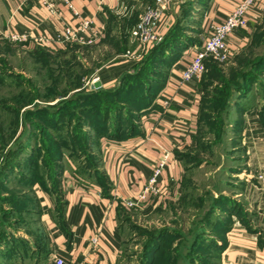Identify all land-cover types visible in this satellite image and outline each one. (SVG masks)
I'll return each instance as SVG.
<instances>
[{"label":"crops","instance_id":"obj_1","mask_svg":"<svg viewBox=\"0 0 264 264\" xmlns=\"http://www.w3.org/2000/svg\"><path fill=\"white\" fill-rule=\"evenodd\" d=\"M69 1L77 17L61 2L56 3L57 14L49 16L34 1L0 0V40L5 41L10 33L51 36L64 25L91 17L94 27L103 31L97 44L105 47L108 37L114 42L109 48L125 47L128 51L117 55L113 65L100 68L89 79L88 88L97 81L99 86L94 89L118 85L123 74L136 72L151 56L145 88L148 99L140 111L132 110L136 117L120 122L116 135L93 132L92 147L102 183L91 176L82 179L80 168L67 156L56 160L55 164L64 167L52 185L45 180L33 183L36 225L24 240L0 246V264H54V258L61 259L62 264H117L122 251L120 218L168 209L179 199L182 155L197 130L200 82L209 67L198 79L183 81L180 74L192 46L204 39L210 25L224 19L239 0H170L153 24L158 42L162 40L157 49L158 42L139 47L129 35L138 13L151 0ZM263 9L264 0L247 9V24L227 36L231 51L223 66L227 71L236 66L234 58L247 45L252 25ZM173 33L176 36L170 40ZM22 45L28 49L38 46L28 41ZM251 77L245 87L230 88L221 118V140L218 147L214 145V156H225L227 161L215 166V173L222 168L218 174L224 177L216 182L223 185L216 189L217 199L222 198L218 216L227 220L228 227L215 243L220 244L218 264H264V66L255 69ZM113 123L108 124V130ZM163 153L167 157L156 178L158 193L125 207L126 200L137 199ZM170 247L176 255L181 251L175 242ZM215 247L207 252L217 251Z\"/></svg>","mask_w":264,"mask_h":264},{"label":"rangeland","instance_id":"obj_2","mask_svg":"<svg viewBox=\"0 0 264 264\" xmlns=\"http://www.w3.org/2000/svg\"><path fill=\"white\" fill-rule=\"evenodd\" d=\"M109 40H104L108 44L105 47L96 41L63 46L55 52L40 45L28 49L0 40V246L24 240L36 225L30 187L34 182L42 184L45 180L52 185L56 181L64 167L52 165L58 155H71L82 179L91 176L101 180L89 118L101 108L111 114L126 105L117 97L119 84L88 88L89 79L100 68L113 65L117 55L128 51L125 47L109 48L114 45ZM249 42L237 56L239 61L264 53V13L252 25ZM225 61H215L213 76H206L202 84L197 130L182 158L185 170L180 177L181 196L168 209L120 218L122 251L117 264H143L155 245L168 247L174 242L181 248L175 261L184 264L188 261V245L191 248L199 242L204 251L206 240L211 239L208 244L219 242V225H226L227 220L218 216L216 189L223 185L216 182L224 177L218 174L222 168L215 173V166L227 161L225 156H214V145L218 147L221 140V118L229 90H238L243 83L240 79L233 82L231 71L223 67ZM140 69L141 65L136 72ZM8 157L11 162L6 164ZM208 261L218 264L215 256Z\"/></svg>","mask_w":264,"mask_h":264},{"label":"built area","instance_id":"obj_3","mask_svg":"<svg viewBox=\"0 0 264 264\" xmlns=\"http://www.w3.org/2000/svg\"><path fill=\"white\" fill-rule=\"evenodd\" d=\"M27 1V0H22ZM41 6L47 15L57 14L56 3L61 2L69 12L77 17V12L69 0H29ZM260 0H239L232 8L231 12L220 22L210 25L209 33L198 44L192 46V52L188 58L185 68L180 74V79L189 81L198 79L203 71V61L210 58L212 61L222 62L229 58L231 51L226 44L229 33L233 30L244 27L247 24V9L257 5ZM170 0H151L138 13L137 22L131 27L129 35L131 40L140 47L154 45L160 39L159 35L153 30V24ZM102 28L94 27L91 17L80 18L77 22L64 25L60 30L55 31L54 35L46 36L38 33L29 36L27 33L5 35V39L17 45H22L25 41L34 45H40L44 49L55 52L57 48L76 44L88 45L96 42L102 36ZM167 100L163 104H167ZM167 154L163 153L158 159L157 164L145 179L141 192L135 201L126 200V206H131L135 202H141L145 195H156L158 193L157 176L165 164ZM54 264H62V260L54 258Z\"/></svg>","mask_w":264,"mask_h":264},{"label":"trees","instance_id":"obj_4","mask_svg":"<svg viewBox=\"0 0 264 264\" xmlns=\"http://www.w3.org/2000/svg\"><path fill=\"white\" fill-rule=\"evenodd\" d=\"M262 13H264V9L262 10ZM137 18L135 22L133 23V25L137 22ZM175 36H176V33L171 34V36H169L170 40L171 38H174ZM252 39H251V42H252ZM249 41H250V36H249ZM249 41L246 47L248 46V44H250ZM160 43L162 44V40H160L157 43L156 49L159 48L158 45H160ZM196 43L198 44V42ZM240 53H242V51ZM238 58L239 57L237 56L234 58L236 61L237 69L233 67V69H231L230 76L233 79L234 83H236L237 79L242 80L243 82L242 85L239 84V86L237 87L239 89L240 87H245V85L248 84V82H250L252 78L251 77L252 72L255 71V69L257 70L258 68L264 66V53L259 55L258 57H255V59H244L243 57L239 61ZM150 59H151V56L148 57V59L146 58V60L141 64V69L138 72L122 75L120 79V83H119V89L116 91V94H117V97L122 98V103L124 102L126 103V105L124 104L122 108L117 107V110L115 109L116 112H112L111 114H109V109L101 108V110H98L97 113H95V115L90 116L89 127L90 126L93 127L94 133L96 135L101 134V133H105L109 135H112V134L116 135L119 130L118 126L120 122L124 120H125L124 122H126L129 118L131 119V118L136 117L135 113H132V110H135L138 112L140 111V109H142L143 106H145L146 104L145 102L148 99V96L145 94V88H146L147 82L149 81L147 76L150 72V67H151L149 63ZM214 62L215 61H212L210 58H205V60L203 61V67L204 68L209 67V71L206 72L207 74H205V76L202 75L201 77L202 78L200 82L201 90L203 87L202 84L205 81V77L209 76V78H211L213 76L212 73L214 71L213 69ZM201 98H202V95H201ZM200 102H201V99H200ZM91 113L92 112H90V114ZM110 122L111 123L114 122L113 123L114 126L112 129L110 128V130H108L107 127ZM59 157L60 156L58 155L57 157L54 158L52 165H55V162L56 160H58ZM69 157H71V155ZM8 162H11V159H9V157H8V160L5 161V163L8 164ZM184 170H185V167H184ZM97 181H99V183H102L101 180H97ZM181 181L182 179L180 180V182ZM180 185H181V188H183L182 182L180 183ZM221 199L222 198L219 197L217 200L220 202ZM219 202H217L218 203L217 207L222 205V202L220 203ZM219 227H220L219 233H221V236H222V234L228 228L227 224L222 225L221 223ZM206 239H210V238H206ZM208 241L210 242L211 239L205 241L206 243L204 245H206V247L204 246L205 247L204 251L202 250L203 248H201L199 242L194 243V245L192 244L190 248V252L187 253L188 262L192 264H207L209 262L208 261L209 257H212V256L216 257V254L218 250L220 249V244H215L216 242L208 244ZM155 246L156 248H153L152 254L144 258L143 264H177V262L175 261V259L177 258V255L175 253L174 248L171 249L170 246L167 247V246H161V245H155ZM214 246H216L215 249L217 248V251L207 252L210 248Z\"/></svg>","mask_w":264,"mask_h":264},{"label":"water","instance_id":"obj_5","mask_svg":"<svg viewBox=\"0 0 264 264\" xmlns=\"http://www.w3.org/2000/svg\"><path fill=\"white\" fill-rule=\"evenodd\" d=\"M91 86L94 87V88H96V87L99 86V82L98 81L97 82H94Z\"/></svg>","mask_w":264,"mask_h":264}]
</instances>
